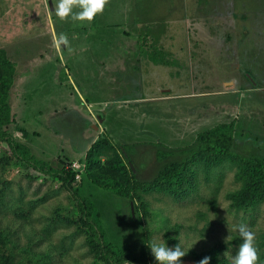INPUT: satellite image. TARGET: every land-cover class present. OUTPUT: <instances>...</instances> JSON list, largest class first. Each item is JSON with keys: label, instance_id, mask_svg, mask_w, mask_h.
Returning a JSON list of instances; mask_svg holds the SVG:
<instances>
[{"label": "rangeland", "instance_id": "obj_1", "mask_svg": "<svg viewBox=\"0 0 264 264\" xmlns=\"http://www.w3.org/2000/svg\"><path fill=\"white\" fill-rule=\"evenodd\" d=\"M58 2L0 0V48L15 63L9 131L52 166L83 162L102 135L123 149L134 182L109 176L106 188L87 173L73 185L135 257L159 239L185 249L183 264H234L243 240L233 225L244 223L264 264V203L231 206L235 168L195 167L196 192L181 199L141 185L161 166L155 148L184 149L217 124H232L233 153L264 160V0H108L91 22L60 19ZM60 33L69 43L58 50ZM2 187L15 264H105L66 220L78 214L72 193L0 143Z\"/></svg>", "mask_w": 264, "mask_h": 264}, {"label": "trees", "instance_id": "obj_2", "mask_svg": "<svg viewBox=\"0 0 264 264\" xmlns=\"http://www.w3.org/2000/svg\"><path fill=\"white\" fill-rule=\"evenodd\" d=\"M160 62L168 63V60L163 57ZM14 74L15 63L6 51L0 48V143L7 145L19 167L24 165L53 177L65 190L72 193L78 214L76 218L66 220L77 224L78 229L85 232L91 249L105 264H155L154 258L145 246L141 248L140 255L135 257L108 239L101 224L100 211L87 197L80 195L73 185L75 171L70 167V162L58 160V165L52 166L44 160L37 159L26 144L18 141L9 131L8 126L13 118L8 99ZM232 129V124L212 126L198 132L194 143L184 149L171 150L158 145L155 150L161 166L151 182L141 184L144 190L162 192L181 199L196 192L195 167L205 166L206 169L208 167L212 169L220 165H228L237 170L236 179L241 186L239 190L228 195L231 206L250 211L264 203V160L233 153ZM107 153L112 154L109 158L111 160L101 162L100 156ZM123 155H125L123 149L117 152L116 147L107 137L100 136L86 153L83 160L85 168L81 172L80 180L88 173L93 182L106 188H113L117 183V180L109 179V176L112 178L119 176L128 183L133 181L134 174L125 164ZM5 191L6 187L0 188V205ZM9 235L0 227V264H15ZM22 264H49V262L46 259L40 262L29 260L28 263Z\"/></svg>", "mask_w": 264, "mask_h": 264}, {"label": "clouds", "instance_id": "obj_3", "mask_svg": "<svg viewBox=\"0 0 264 264\" xmlns=\"http://www.w3.org/2000/svg\"><path fill=\"white\" fill-rule=\"evenodd\" d=\"M107 2L108 0H59L54 7V11L60 19L71 17L73 20L91 22L98 13L104 11ZM74 4H78L82 10L73 12ZM68 43L69 39L63 33L55 38V45L58 50L61 44L67 46ZM233 229L238 231L243 240L238 252L233 257L234 264H258V249L254 245L255 233L244 223L233 225ZM148 249L154 258L155 264H183L182 258L187 255V252L179 243L170 247L168 243L159 239L150 241ZM210 260L211 257L205 256L197 264H210Z\"/></svg>", "mask_w": 264, "mask_h": 264}, {"label": "built area", "instance_id": "obj_4", "mask_svg": "<svg viewBox=\"0 0 264 264\" xmlns=\"http://www.w3.org/2000/svg\"><path fill=\"white\" fill-rule=\"evenodd\" d=\"M70 167L75 171V180H80V178H81V172L85 168V163L76 160V161H73L70 164Z\"/></svg>", "mask_w": 264, "mask_h": 264}, {"label": "water", "instance_id": "obj_5", "mask_svg": "<svg viewBox=\"0 0 264 264\" xmlns=\"http://www.w3.org/2000/svg\"><path fill=\"white\" fill-rule=\"evenodd\" d=\"M131 167H133L132 165H131ZM133 169V168H132ZM134 170V169H133Z\"/></svg>", "mask_w": 264, "mask_h": 264}]
</instances>
